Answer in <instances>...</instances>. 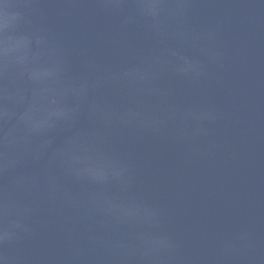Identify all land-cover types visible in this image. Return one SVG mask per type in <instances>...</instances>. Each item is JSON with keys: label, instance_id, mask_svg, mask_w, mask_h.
<instances>
[{"label": "water", "instance_id": "obj_1", "mask_svg": "<svg viewBox=\"0 0 264 264\" xmlns=\"http://www.w3.org/2000/svg\"><path fill=\"white\" fill-rule=\"evenodd\" d=\"M0 264H264V0H0Z\"/></svg>", "mask_w": 264, "mask_h": 264}]
</instances>
